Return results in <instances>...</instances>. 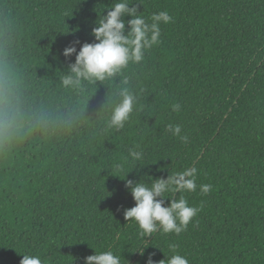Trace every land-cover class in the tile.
Returning <instances> with one entry per match:
<instances>
[{
	"label": "trees",
	"instance_id": "trees-1",
	"mask_svg": "<svg viewBox=\"0 0 264 264\" xmlns=\"http://www.w3.org/2000/svg\"><path fill=\"white\" fill-rule=\"evenodd\" d=\"M116 2L0 0V86L19 115L0 151V264L22 254L83 264L93 250L121 253V264L175 253L189 264H264V0H133L149 23L168 12L160 42L85 96L66 90L75 54L63 50L94 42L95 20ZM124 79L138 102L116 130L107 120ZM191 167L196 191L165 196L183 195L198 214L178 235L141 237L123 217L134 206L124 173L150 185Z\"/></svg>",
	"mask_w": 264,
	"mask_h": 264
},
{
	"label": "clouds",
	"instance_id": "clouds-1",
	"mask_svg": "<svg viewBox=\"0 0 264 264\" xmlns=\"http://www.w3.org/2000/svg\"><path fill=\"white\" fill-rule=\"evenodd\" d=\"M106 9L99 20H95V26L91 30L94 42L80 44L79 41H74L63 50L62 54L66 58L75 54L74 62L69 63L63 71L62 86L66 90L85 96L88 84L97 85L99 82L103 85L104 81L115 80L129 63L141 62L145 51L160 42L159 25L167 24L171 20L167 11H160L152 15L151 23L147 22L140 15L141 11H138L133 0H118L112 7ZM126 17L128 19H125ZM77 44H80L78 51ZM128 85L129 81L124 79L113 95L110 116L107 120L108 128L116 130L124 128L137 105L138 95ZM179 109V104L172 105L173 111H179ZM18 120L19 115L14 105L12 92L6 84L0 86V137L5 141L0 151L7 150L6 140L17 126ZM166 130L174 136H180L181 133L179 125L169 124ZM180 138L187 141L186 136ZM129 156L134 162L140 161L143 153L130 149ZM117 167L122 170L121 166ZM134 168L125 172L122 178L134 201L133 207L123 211L125 222L135 221L139 226L140 236L145 239L150 238L158 230L165 234L177 235L186 230L200 208L189 206L188 200L183 195L179 199H172L167 198L165 193L196 191L197 169L191 167L168 175L166 179H153L148 176L151 178L149 185L142 182L141 178L126 179L127 173ZM211 188L212 185L204 184L200 186V191L207 194ZM166 198L167 204H165ZM146 247L138 253L143 255ZM170 248L175 253V245H170ZM19 264H42V261L37 255L22 254ZM83 264H121V253L118 255L112 250H93L91 255L84 258ZM145 264H189V261L175 253L170 257L164 255V259L155 262L149 254Z\"/></svg>",
	"mask_w": 264,
	"mask_h": 264
}]
</instances>
